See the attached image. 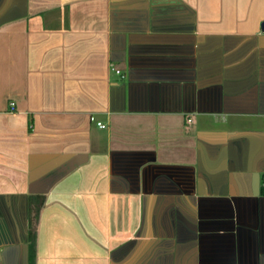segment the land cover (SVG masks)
<instances>
[{"label": "crops", "instance_id": "obj_1", "mask_svg": "<svg viewBox=\"0 0 264 264\" xmlns=\"http://www.w3.org/2000/svg\"><path fill=\"white\" fill-rule=\"evenodd\" d=\"M263 21L0 0V264H264Z\"/></svg>", "mask_w": 264, "mask_h": 264}, {"label": "built area", "instance_id": "obj_2", "mask_svg": "<svg viewBox=\"0 0 264 264\" xmlns=\"http://www.w3.org/2000/svg\"><path fill=\"white\" fill-rule=\"evenodd\" d=\"M111 68L113 70H116L117 73H120L121 72V70L119 68H117L115 65H112ZM12 104H14V103H12ZM98 124H99L100 127H105V123H103L101 121H99Z\"/></svg>", "mask_w": 264, "mask_h": 264}, {"label": "trees", "instance_id": "obj_3", "mask_svg": "<svg viewBox=\"0 0 264 264\" xmlns=\"http://www.w3.org/2000/svg\"><path fill=\"white\" fill-rule=\"evenodd\" d=\"M262 194H264V185L262 186V190H261ZM33 252H31L30 254V258H29V264H33Z\"/></svg>", "mask_w": 264, "mask_h": 264}, {"label": "water", "instance_id": "obj_4", "mask_svg": "<svg viewBox=\"0 0 264 264\" xmlns=\"http://www.w3.org/2000/svg\"><path fill=\"white\" fill-rule=\"evenodd\" d=\"M262 27H263V29H264V21L262 22Z\"/></svg>", "mask_w": 264, "mask_h": 264}]
</instances>
